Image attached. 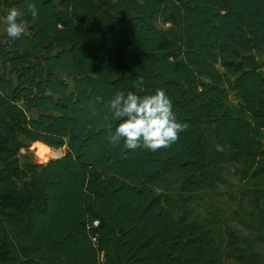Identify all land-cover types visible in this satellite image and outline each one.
<instances>
[{"label": "trees", "instance_id": "16d2710c", "mask_svg": "<svg viewBox=\"0 0 264 264\" xmlns=\"http://www.w3.org/2000/svg\"><path fill=\"white\" fill-rule=\"evenodd\" d=\"M28 3L13 40L3 17ZM261 61L264 0H0V264H223L191 204L230 164L264 183ZM156 89L178 140L110 143L111 98ZM33 142L65 153L21 165Z\"/></svg>", "mask_w": 264, "mask_h": 264}, {"label": "rangeland", "instance_id": "374dc122", "mask_svg": "<svg viewBox=\"0 0 264 264\" xmlns=\"http://www.w3.org/2000/svg\"><path fill=\"white\" fill-rule=\"evenodd\" d=\"M157 24L164 26L161 22ZM261 67L264 72V61ZM226 104L238 106L234 93L229 94ZM64 153L65 148L52 149L41 142H33L20 151L19 162L21 165L45 164ZM243 176L241 166L228 165L222 182L215 189L196 196V202L191 204L193 218L213 222L215 239L224 252L223 264H250L246 261L247 251L250 256L258 255L254 264H264V183Z\"/></svg>", "mask_w": 264, "mask_h": 264}, {"label": "clouds", "instance_id": "9594fccd", "mask_svg": "<svg viewBox=\"0 0 264 264\" xmlns=\"http://www.w3.org/2000/svg\"><path fill=\"white\" fill-rule=\"evenodd\" d=\"M30 13L33 19L38 16V9L28 3L25 9L13 7L3 17L5 32L13 40L25 31L22 18ZM142 78L137 81L142 85ZM111 118L121 121L110 136V143L119 144L124 140L126 149L135 150L141 146L155 152L168 148L179 138V133L186 130L187 124L179 123L172 111V101L163 89H156L151 95H137L134 92L116 93L108 102ZM109 117H104L107 120Z\"/></svg>", "mask_w": 264, "mask_h": 264}, {"label": "built area", "instance_id": "2783aa9c", "mask_svg": "<svg viewBox=\"0 0 264 264\" xmlns=\"http://www.w3.org/2000/svg\"><path fill=\"white\" fill-rule=\"evenodd\" d=\"M97 225V222H94V226H96Z\"/></svg>", "mask_w": 264, "mask_h": 264}, {"label": "crops", "instance_id": "0c3cea01", "mask_svg": "<svg viewBox=\"0 0 264 264\" xmlns=\"http://www.w3.org/2000/svg\"><path fill=\"white\" fill-rule=\"evenodd\" d=\"M53 152V151H52ZM51 153V152H50Z\"/></svg>", "mask_w": 264, "mask_h": 264}]
</instances>
